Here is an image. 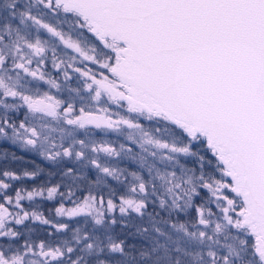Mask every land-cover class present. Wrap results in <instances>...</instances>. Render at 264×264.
<instances>
[{
  "label": "snow or ice",
  "instance_id": "snow-or-ice-1",
  "mask_svg": "<svg viewBox=\"0 0 264 264\" xmlns=\"http://www.w3.org/2000/svg\"><path fill=\"white\" fill-rule=\"evenodd\" d=\"M0 140V264H264V0H0Z\"/></svg>",
  "mask_w": 264,
  "mask_h": 264
},
{
  "label": "flooded vegetation",
  "instance_id": "flooded-vegetation-1",
  "mask_svg": "<svg viewBox=\"0 0 264 264\" xmlns=\"http://www.w3.org/2000/svg\"><path fill=\"white\" fill-rule=\"evenodd\" d=\"M54 75H55V73H54ZM101 138H104L103 134H97V139H101ZM106 138L109 140H115L117 147L119 146V143H121V142L126 143V141H124L123 137H118L115 134L110 133V134H108V136ZM0 146H2L3 148L4 147L7 148L9 161H11L10 160V154L11 153H15V155L17 157H22V159L12 162L11 163L12 166H15L16 164L17 165L23 164V165H27V166L40 165V167L44 168L46 172L52 170V167L50 165H48L46 162L42 161L38 156H36L35 154H33L31 152H26V151L21 150V148L18 145H13L11 142H9V143L2 142V143H0ZM120 166L121 167H127V168H129V170H135V168H136V166L129 161H120ZM94 175L95 174L92 173L90 178L94 179ZM36 179L42 183L45 180H47V177L42 174L41 176H38ZM57 179H58V177H55V176L52 177L53 182H55ZM24 182H26V180H24ZM112 183H114V182H112Z\"/></svg>",
  "mask_w": 264,
  "mask_h": 264
},
{
  "label": "trees",
  "instance_id": "trees-1",
  "mask_svg": "<svg viewBox=\"0 0 264 264\" xmlns=\"http://www.w3.org/2000/svg\"><path fill=\"white\" fill-rule=\"evenodd\" d=\"M2 150H5L4 152H2ZM0 153L4 154L5 156L7 155L8 157V151H7V148L6 147H2L0 146ZM10 161L8 159H1L0 160V167H3L5 166V164H7L8 167H10L12 170L16 171L17 173H21L23 170H34L36 166L32 165V166H27V165H23V164H19V165H15V166H12V164H9ZM26 182H24V180L21 182H16L17 186H19L20 184H23L24 186L28 187V188H31L32 186L34 185H38L40 184L41 182L37 179L35 180H27L25 179ZM52 205L45 202L44 205H43V211L45 212V214L47 215L48 214V209L51 207ZM43 235V234H41Z\"/></svg>",
  "mask_w": 264,
  "mask_h": 264
},
{
  "label": "rangeland",
  "instance_id": "rangeland-1",
  "mask_svg": "<svg viewBox=\"0 0 264 264\" xmlns=\"http://www.w3.org/2000/svg\"><path fill=\"white\" fill-rule=\"evenodd\" d=\"M2 142H4V143H9L8 141H3V140H0V143H2ZM5 150H2V152H4ZM5 157V155L4 154H2V153H0V158H4ZM1 160V159H0ZM11 160V159H10ZM12 162H14V161H10V163L9 164H11ZM70 225H73V226H75L74 225V223L72 222V221H69L68 222Z\"/></svg>",
  "mask_w": 264,
  "mask_h": 264
}]
</instances>
